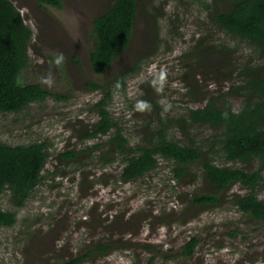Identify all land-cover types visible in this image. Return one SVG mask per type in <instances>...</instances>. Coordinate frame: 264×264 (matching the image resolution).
Masks as SVG:
<instances>
[{
    "label": "rangeland",
    "instance_id": "374dc122",
    "mask_svg": "<svg viewBox=\"0 0 264 264\" xmlns=\"http://www.w3.org/2000/svg\"><path fill=\"white\" fill-rule=\"evenodd\" d=\"M12 1L34 33L23 82L40 83L68 98H48L20 112L0 113V142H46L50 152L43 180L26 204L15 209V225L0 230V264H55L100 241L116 248L85 264H264V225L231 202L232 194L245 193L240 184L221 195L217 206L198 207L192 205L193 198L213 190L200 166H193L190 175L179 181L172 173L173 163L160 158L153 172L123 182L124 156L107 146L88 149L104 144L110 135L84 137L98 120L94 104L100 98V91L88 87L89 80L101 82L128 73L126 91L113 92L109 111L131 146L144 142L158 124L148 101L155 102L164 117L177 119L202 106L206 91L220 94L213 78L206 76L204 81L200 74H196L200 84L192 83L196 99L188 93L192 89L186 55L195 41L207 34L228 41L224 32L211 27L201 2L196 7L192 0H183L185 4L153 0L150 7L147 3L148 10L162 8L159 31L140 10L129 47L106 74L96 75L88 59L94 47L92 24L111 0H65L61 9L42 7L35 0ZM249 52L243 48L236 56ZM140 59L142 69L132 74ZM211 59L201 65L212 64ZM229 100L234 109L240 108V99L231 95ZM175 125L170 137L185 142L187 137ZM190 130L189 138L198 143L213 141L208 126ZM66 151L79 154L74 161L60 159L58 154ZM260 197L264 198V188ZM0 208H13L6 196H0ZM192 237L200 242L193 257L186 259L182 246Z\"/></svg>",
    "mask_w": 264,
    "mask_h": 264
},
{
    "label": "trees",
    "instance_id": "16d2710c",
    "mask_svg": "<svg viewBox=\"0 0 264 264\" xmlns=\"http://www.w3.org/2000/svg\"><path fill=\"white\" fill-rule=\"evenodd\" d=\"M35 1L42 7L57 9L63 8L65 2ZM179 1V4H185L183 0ZM194 1L191 5L196 7L201 2L203 11L208 12L211 27L224 32L228 41H216L209 34L195 41L185 54L187 75L191 77L188 82L192 89L188 93L196 99L197 91L192 83L200 84L196 76L200 74L204 81L206 76L212 77L220 94L216 96L212 91H206L202 96V106L189 109L185 116L177 119L164 117L156 103L148 101L157 113L158 124L150 136L146 135L144 142L131 146L109 111L113 92L126 91L128 73L101 82L89 80L88 87L100 91V98L94 104L98 120L84 132V137L91 139L110 135L104 144L88 149L94 152L107 146L124 156L125 163L120 173L123 182H132L153 172L158 168L160 158L173 163L172 173L179 181L190 175L193 166H200L213 190L193 198L192 205L198 207L217 206L222 201L221 195L240 184L246 191L244 194H232L231 202L238 211L264 225V198L260 197L264 188V0ZM147 3L150 7L153 0H111L107 10L93 20L91 36L94 47L88 59L94 74H106L129 47L140 10L153 21L157 32L162 8L148 10ZM33 35L32 28L26 24L14 2L0 0V113L20 112L31 103L48 98H68V95L50 91L40 83L23 82L22 73L30 63L29 48ZM209 38L213 41L208 43ZM232 40H236L234 45ZM243 48H249L251 52L240 53L237 57V52ZM211 57L215 59L212 64L201 65ZM143 63L138 60L131 69L132 74L140 72ZM226 84L227 90L223 92ZM231 95L240 99L241 106L237 110L229 100ZM143 98L146 101V97ZM172 123L187 137L185 142L170 137ZM195 126H208L213 132V141L208 140L204 145L189 138L190 128ZM48 146L46 142L21 145L0 142V196H6L13 207L10 210L0 208V230L15 225V209L26 204L43 180L50 156ZM78 154L66 151L58 156L74 161ZM217 157L223 164L217 162ZM199 242L198 238L192 237L182 246L181 255L186 259L192 258ZM115 248L114 244L94 242L82 253L60 259L55 264H85L108 255Z\"/></svg>",
    "mask_w": 264,
    "mask_h": 264
},
{
    "label": "clouds",
    "instance_id": "9594fccd",
    "mask_svg": "<svg viewBox=\"0 0 264 264\" xmlns=\"http://www.w3.org/2000/svg\"><path fill=\"white\" fill-rule=\"evenodd\" d=\"M61 59H62V57H61ZM57 63H59V60L57 61ZM49 83H50V81H49Z\"/></svg>",
    "mask_w": 264,
    "mask_h": 264
}]
</instances>
